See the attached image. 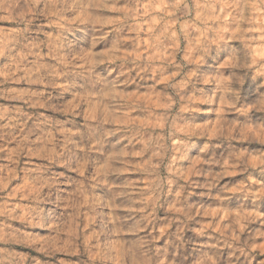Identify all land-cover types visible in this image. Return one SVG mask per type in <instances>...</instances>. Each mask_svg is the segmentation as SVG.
Here are the masks:
<instances>
[{
    "label": "clouds",
    "instance_id": "obj_1",
    "mask_svg": "<svg viewBox=\"0 0 264 264\" xmlns=\"http://www.w3.org/2000/svg\"><path fill=\"white\" fill-rule=\"evenodd\" d=\"M0 264H264V0H0Z\"/></svg>",
    "mask_w": 264,
    "mask_h": 264
}]
</instances>
